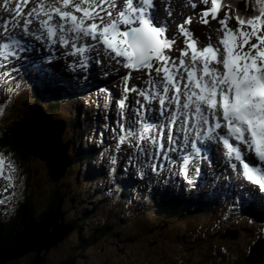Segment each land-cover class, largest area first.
<instances>
[{"label": "snow or ice", "instance_id": "snow-or-ice-1", "mask_svg": "<svg viewBox=\"0 0 264 264\" xmlns=\"http://www.w3.org/2000/svg\"><path fill=\"white\" fill-rule=\"evenodd\" d=\"M245 4L241 12L222 0H0L11 14L0 24V86L19 94L25 77L48 86L114 76L119 94L105 83L91 101L102 109L97 139H112L113 181L129 168L141 181L179 177L188 188L213 178L264 202V0H251V11ZM193 16L215 22L214 41L189 27ZM13 157L0 151L4 191L23 183Z\"/></svg>", "mask_w": 264, "mask_h": 264}, {"label": "rangeland", "instance_id": "rangeland-1", "mask_svg": "<svg viewBox=\"0 0 264 264\" xmlns=\"http://www.w3.org/2000/svg\"><path fill=\"white\" fill-rule=\"evenodd\" d=\"M213 27H217V25H214ZM193 28L203 34L207 33L210 35L214 33L210 32L207 28L201 27L196 18L195 26ZM113 81L116 82L115 79ZM0 88L2 89L3 87L0 86ZM5 97L7 103L4 105L3 116H0V132L6 128L7 124L11 123L15 117L22 118L24 113L25 118L23 117V120L28 129L26 115L33 110L31 107L34 106L32 104L33 92L31 93L30 89L23 83V87L20 89L19 94H16L14 91L4 90L3 96L1 92L0 101H4ZM55 102L58 101L51 99L46 102L43 100L42 105L45 106V109L51 113V115H53L54 119L63 121V123L61 121L56 122L59 123L58 126L61 127V130L63 129L61 131L62 138L60 139V144H62V146L69 144L68 152L69 154H73L75 152L74 143L77 142L78 145V140L80 139L77 135L78 130H76L75 127L76 123L74 124L76 108L72 107L73 101L71 99L65 101V103H63L64 101H60V105ZM38 116L39 115H36L35 118ZM42 120L44 125L51 127L50 122L46 119ZM59 132L60 131L55 133L58 134ZM78 148L79 146H77L76 150H78ZM14 160L21 169L20 175L23 176V183L20 184L17 182L16 188L18 190L16 193L15 190H13L15 188L3 191L6 202L5 206L1 207L0 218L1 215L9 214L14 211V202L17 195L22 196L23 193H30V195L36 200L35 204L37 209L35 214L36 216H39L48 208L52 192L56 188L59 187L60 189L58 190L62 189V191L66 192L65 199L60 201V203H62L60 212L64 217L59 224L65 226V223L68 224L72 221L75 230L70 232L63 241L59 242L56 246L57 248L52 249L47 254H45V251H42L41 255L44 260L42 264H181L177 258L183 256L185 260L189 259L186 257L190 255L193 246L196 247L195 249L200 248V251L203 250L204 253H206L205 250L209 245H212V242L220 243L224 246L229 245L228 247L232 254H235L234 256H238L239 260H241L243 256H247L249 252L248 248L257 241L258 238H255L257 236L256 233L260 231L261 228L264 230V217L260 214H258V217L261 219L255 221L258 225H255L254 222L247 219L233 217L235 222H239L238 225H240V227L236 228L239 235L236 236L235 240L229 239L227 242L226 240H221V242L218 236L214 239L217 232L222 231L225 235L229 231L226 229L229 225L225 224L224 221L219 220L220 224L215 227L218 230L216 233L213 232L212 237H209L205 232L207 235L205 236V239L202 241L194 240L196 243H193L190 238L192 234L186 229L190 228L193 230L196 228V232H198L197 234H200L199 232L203 229L205 231L206 226L203 223V216L196 218L192 224H188L189 226L185 225L187 228H184L183 225H179L177 229H174V225H171L166 231H164V219L162 218L159 220L151 213L136 216L132 220H124L121 217L117 218L108 211L106 206L100 205L98 200L95 198L92 200V198L89 197L88 190L86 189V180L84 179L86 166L84 169L79 165L71 167L67 170L66 174L58 177L56 181L51 182L49 178L50 172L46 167L45 161L38 159L36 163L30 162L28 178L27 174L22 170L21 164L18 160L15 158ZM64 187L66 189H64ZM19 199L23 198L19 197ZM217 200L219 201V199ZM93 206H96V210H91ZM56 211L57 207L54 210H51L48 214L54 215L56 214ZM220 217L221 219L223 218L222 215H220ZM91 218H95L97 222L98 219L101 220L100 225H102V227L97 232H90L91 225H88ZM31 223L33 225L40 224L38 222ZM126 227L132 228V231L125 236ZM64 228L72 227L65 226ZM181 228L184 230L182 231ZM208 228L210 227H207V229ZM102 234L105 236H102ZM228 234H230V232ZM107 235L113 240L112 244L106 245L104 243V238ZM134 240L137 242V248L134 250L122 251L128 241L132 242ZM131 244L132 243H129L128 246L130 247ZM1 248L2 247H0V249ZM253 251H255V249H253ZM28 255L30 256L32 253ZM23 257L21 258L23 259ZM246 259H248L249 263L253 262L258 264L254 257H247ZM199 260L200 261L195 262L194 264H206L203 263L205 260ZM228 261L230 262V260H227V262ZM6 264H11V261L6 262ZM215 264L222 263L216 261Z\"/></svg>", "mask_w": 264, "mask_h": 264}, {"label": "trees", "instance_id": "trees-1", "mask_svg": "<svg viewBox=\"0 0 264 264\" xmlns=\"http://www.w3.org/2000/svg\"><path fill=\"white\" fill-rule=\"evenodd\" d=\"M223 2L234 5L235 8L241 12H243V10L246 7L245 0H225ZM248 9L249 11H251V0H248ZM34 92L35 93L33 96L34 98H33L32 103L37 102L38 104H42L43 100H45L46 102H48V100H51V99L55 101L59 100L58 89L50 88L47 90H43L41 92H39L38 89H35ZM23 117L25 118V113L23 114L22 118L15 117L12 120V122L7 124L6 128H4L0 132L1 134L0 151H4L5 153L14 154V158L18 160V162L21 164L22 170L27 174L29 178V169H30V164H31L30 162L36 163L38 159L32 156V154L30 153V150L27 147L28 130L26 128V124L24 123ZM78 117L79 116L76 115L75 120H74V124L76 123L75 124L76 130H79ZM78 141H80V139ZM76 149L77 148H75V152L71 154V161L73 163L81 162V161H84L85 158L87 161L88 154L84 153L83 149L81 148H79L78 150ZM50 180L51 182L52 181L54 182V180H52L51 178ZM58 189L60 188L58 187L52 192V196L49 200L50 203H49L48 208L46 209V212L39 216H36L35 214L36 209H37L36 204H35L36 203L35 198L32 195H30V193H27L25 198L23 197L22 202H21L22 207L17 212V216H15L12 223L6 226L5 229L0 230V247H4V248L8 247L14 241L16 235L19 232H21L31 222L37 223L45 219L48 213L51 210H54L57 207L58 203L62 201L66 196L65 191H62V189L61 190H58ZM64 189L66 188L64 187ZM31 191H32V188H31ZM205 205L206 204H204V206ZM162 211L165 215L169 217L179 218L178 219L179 222L185 221L186 219L189 218V215H190L187 212H183L187 210L181 211L177 203H173L170 206L165 207V209H163ZM247 211L252 212L251 209H248ZM65 226L73 227V222L71 221L70 223L65 224ZM186 230L191 232L192 236H190V238L193 243H196L194 242V240L202 241L203 239L206 238L205 236H207L206 234L202 232H199L200 234H197L198 232H196V228H194L193 230H191L190 228H187ZM213 232L215 231L212 229L207 231V233H209V237H212ZM181 239H182V236H181ZM133 243L134 245H136L137 242L134 240L132 241V244ZM195 248L196 247L193 246L192 247L193 250L190 252V255L186 257L189 259L185 260L183 256L179 257L180 260H182L183 264H194L195 262L200 261L199 259L205 260V262L203 263H206V264H215L216 261L222 264H248L244 256L242 257L241 260H239L238 256H234L235 254H232V252L229 250V247H228V250H225L222 247H220L217 243H214V242H212V245H209L208 248L205 250L206 253H204L203 250L200 251L201 250L200 248L198 249H195ZM35 258H36V255L34 253H32V255L30 256L27 254V256H24L23 259L21 258L20 261L12 260L11 264H32ZM179 258H177V260ZM227 260H230V262L229 261L227 262Z\"/></svg>", "mask_w": 264, "mask_h": 264}, {"label": "water", "instance_id": "water-1", "mask_svg": "<svg viewBox=\"0 0 264 264\" xmlns=\"http://www.w3.org/2000/svg\"><path fill=\"white\" fill-rule=\"evenodd\" d=\"M31 107H34L36 113H32V110L31 113L26 115L28 126L27 147L34 158L45 161L50 177L56 181L58 177L65 174L66 169L71 165L68 156L69 146L60 144L63 129L61 130V127L58 126L59 123H56L59 121H54L39 105L35 104ZM36 115L39 116L35 118ZM42 119L50 122L51 127L44 125ZM58 131L60 132L56 134L55 132ZM31 138L36 139L38 143H33ZM61 204L59 202L56 214H48L39 225L30 223L16 235L14 241L8 247L0 249V264L19 260V258L21 259L29 253L36 254L32 264H42L44 262L41 255L42 251L47 254L72 232V228H64L63 224H59L64 217L60 212ZM251 264L255 263L251 262ZM259 264H264V258L260 260Z\"/></svg>", "mask_w": 264, "mask_h": 264}, {"label": "bare ground", "instance_id": "bare-ground-1", "mask_svg": "<svg viewBox=\"0 0 264 264\" xmlns=\"http://www.w3.org/2000/svg\"><path fill=\"white\" fill-rule=\"evenodd\" d=\"M112 78H113V80H114V76H112ZM115 84H116V82H114ZM32 93V92H31ZM32 109H33V112L32 113H36V110H34V107H32ZM28 130V129H27ZM31 141L33 142V143H38V141L36 140V139H34V138H31ZM47 147V146H46ZM76 159V158H75ZM40 207V206H39ZM125 226V225H124ZM142 246V245H141Z\"/></svg>", "mask_w": 264, "mask_h": 264}]
</instances>
